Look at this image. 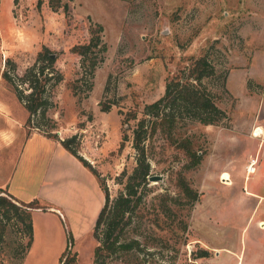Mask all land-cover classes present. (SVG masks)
Listing matches in <instances>:
<instances>
[{"label": "rangeland", "instance_id": "obj_1", "mask_svg": "<svg viewBox=\"0 0 264 264\" xmlns=\"http://www.w3.org/2000/svg\"><path fill=\"white\" fill-rule=\"evenodd\" d=\"M50 2L0 0V99L15 116L26 115L21 122L26 133L41 131L59 139L75 135L72 145L97 170L111 196L123 188L122 175H117L135 165L132 129L145 103L163 94L166 80L191 54H204L214 64L215 74L203 81L227 113L214 124L182 120L173 137L157 130L146 139L149 175L162 178L148 179L141 203L123 230L135 244L107 255L105 264H264V252L257 251L264 249L263 232L256 223L245 224L246 207L236 198L243 183L242 152L256 145L255 138L240 130L253 116L259 117V97L264 95V0H59L56 7ZM94 22L103 25L107 50L95 68L91 89L81 81L74 93L70 83L81 68L80 56L71 47L88 40ZM43 44L56 52L55 65L63 79L51 89L53 103L45 116L34 113L28 119L29 111L1 72L10 70V57L22 74ZM103 104L110 106L102 109ZM132 112L137 118L130 117ZM184 138L201 155L193 167L186 166L188 157L178 144ZM224 139L230 141L226 148L221 146ZM221 164H227L235 184H223L219 175L213 178L212 169ZM225 173L229 176L222 172L221 178ZM181 174L197 190L192 205L178 184ZM82 187L81 217L63 210L59 228L49 220L55 241L60 237L61 250L75 256L74 264H92L96 215L85 213L94 202L86 181ZM97 193L96 188V200ZM0 195L18 205L17 213L25 209L5 190L0 189ZM42 204L38 200L36 205ZM6 207L11 208L0 205V259L17 264L13 250L27 236L13 208L6 217ZM43 220L36 215L37 247L27 252L22 264H59L57 242L42 244ZM204 251L207 255H200Z\"/></svg>", "mask_w": 264, "mask_h": 264}, {"label": "trees", "instance_id": "obj_2", "mask_svg": "<svg viewBox=\"0 0 264 264\" xmlns=\"http://www.w3.org/2000/svg\"><path fill=\"white\" fill-rule=\"evenodd\" d=\"M50 1H52L50 2L52 7H56L59 2V0ZM89 32L90 36L87 41L76 43L71 47V50L80 56L81 68L80 76L70 83L74 93L77 92L78 83L81 81H86L87 89H91L95 68L102 62L107 50V43L103 38L102 23L94 22L90 26ZM53 54L56 52L43 44L37 52L34 62L27 66L20 75L16 72V62L10 57L6 59L10 70L6 67L3 68L2 77L13 85L18 98L29 111L28 119L34 113L45 116L47 109L53 103L50 97L51 89L63 79V73L55 65L56 57ZM187 59L189 61L166 80L163 94L157 99L145 103L143 115L136 120L132 129L135 165L129 173L123 169L121 174L117 175L118 179L122 175L119 182H123V188L115 196H111L105 181L97 170L72 145L75 135L60 139L62 145L92 171L103 191V202L92 229L93 236L97 241L94 246L92 264H105L107 255L128 250L136 242L135 239L126 237L123 230L130 223L131 213L141 203L148 183L150 162L147 155L146 139L157 130H162L173 137L174 128L182 120L190 119L198 120L204 124H214L227 117L225 109L217 104L214 94L203 81V78L215 74L214 64L204 54H191ZM109 106L103 104L102 109H107ZM130 117L135 119L137 115L132 112ZM178 144L185 150L188 157L186 166L193 167L199 163L201 155L192 148L188 138L180 139ZM177 181L183 193L190 198L189 204H194L197 199V190L187 183L182 174L178 176ZM10 196L15 198L11 194ZM37 203V199L20 201L25 209L17 213L18 205L4 195H0V205H10L14 209L22 224L20 230L27 236L25 242L17 241L13 250L18 257L17 264H21L32 240L31 211L34 207L45 208L46 206L45 204L36 205ZM11 208L6 207L5 209L4 214L7 218H10L7 212ZM200 255H207V251ZM74 261L75 256L64 251L59 264H74ZM0 264L8 263L0 259Z\"/></svg>", "mask_w": 264, "mask_h": 264}, {"label": "crops", "instance_id": "obj_3", "mask_svg": "<svg viewBox=\"0 0 264 264\" xmlns=\"http://www.w3.org/2000/svg\"><path fill=\"white\" fill-rule=\"evenodd\" d=\"M259 99L260 107L258 111L260 110L259 117L260 115L262 117L255 118L253 116L247 126L240 130L245 137L255 138L256 145L253 149L250 148L242 152L243 183L242 190L236 194V198L242 202L243 206L241 208L246 207L245 224L256 223L257 227L262 230V237H264V226L259 225L260 221L264 222V95L260 96ZM261 110H263L262 113ZM13 113L12 107L0 99V189L5 190L20 201L37 199L46 205L45 208H34L31 211L32 240L27 252L36 250L35 218L37 214H40L44 219L41 225L44 240L42 244L52 245L57 242L55 252L61 257L64 250H61L60 237L55 241L56 235L52 231L54 226L49 219L52 218L53 223L59 228L58 216L64 217L63 210L68 211L71 215L81 217L84 212L79 202V191H83V181L88 183L89 190L92 193L94 202L92 207L95 202L97 203L96 207L87 209L86 214L91 210L92 214L97 216L103 202V192L92 171L78 157L66 149L59 138L44 134L41 131L26 133L21 123L26 115L23 114L19 118ZM258 127L261 130L258 135H255ZM229 139L227 142L224 139L221 146L228 147ZM214 149L213 142L212 153ZM208 154L206 153L205 157ZM253 158L256 159L255 170L246 177V165ZM225 159L227 162L230 161L229 157H225ZM226 166L227 164L216 165L212 169L213 178L219 175L220 182L233 185L237 180L232 178V174ZM222 172L229 173L230 183L223 182ZM96 188L98 192L97 200L95 199ZM262 239L258 241L261 244H263ZM46 249L45 246L43 252L39 254L42 258L44 256L41 254L46 253L44 252ZM257 251L261 253L264 252V249ZM238 257H240V254H238ZM234 264L239 263L236 261Z\"/></svg>", "mask_w": 264, "mask_h": 264}, {"label": "built area", "instance_id": "obj_4", "mask_svg": "<svg viewBox=\"0 0 264 264\" xmlns=\"http://www.w3.org/2000/svg\"><path fill=\"white\" fill-rule=\"evenodd\" d=\"M255 162H256V159L253 158L249 161V163L246 165V177H248L249 174L253 173L254 170H255ZM245 177V178H246Z\"/></svg>", "mask_w": 264, "mask_h": 264}, {"label": "water", "instance_id": "obj_5", "mask_svg": "<svg viewBox=\"0 0 264 264\" xmlns=\"http://www.w3.org/2000/svg\"><path fill=\"white\" fill-rule=\"evenodd\" d=\"M161 178H162L161 175H153V174L148 175L149 180H157V179H161Z\"/></svg>", "mask_w": 264, "mask_h": 264}, {"label": "bare ground", "instance_id": "obj_6", "mask_svg": "<svg viewBox=\"0 0 264 264\" xmlns=\"http://www.w3.org/2000/svg\"><path fill=\"white\" fill-rule=\"evenodd\" d=\"M259 129H260V128H258V129L256 130L257 134L260 132ZM223 181H224V182H229V181H230V180H229V176H228L227 173H225V174L223 175Z\"/></svg>", "mask_w": 264, "mask_h": 264}]
</instances>
